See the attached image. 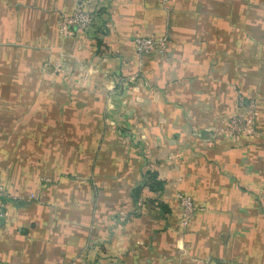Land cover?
I'll use <instances>...</instances> for the list:
<instances>
[{
    "label": "crops",
    "instance_id": "crops-1",
    "mask_svg": "<svg viewBox=\"0 0 264 264\" xmlns=\"http://www.w3.org/2000/svg\"><path fill=\"white\" fill-rule=\"evenodd\" d=\"M0 179V264H264V0H0Z\"/></svg>",
    "mask_w": 264,
    "mask_h": 264
},
{
    "label": "built area",
    "instance_id": "built-area-1",
    "mask_svg": "<svg viewBox=\"0 0 264 264\" xmlns=\"http://www.w3.org/2000/svg\"><path fill=\"white\" fill-rule=\"evenodd\" d=\"M96 17L90 11L85 9H76L73 12H61L59 19L60 32L63 36L70 35L75 30L89 31L95 24ZM135 46L138 54H144L152 50H159L162 54L166 53V38L157 36H137L135 38ZM257 130L254 124V117L246 118L243 115H233L229 117L227 123L215 128L218 136L226 138L237 137L242 134L255 133ZM261 197L264 198V188L261 190ZM19 198L18 195L11 191L0 179V201L14 200ZM180 204L183 206L185 215L191 216L197 206L193 203L188 195H178Z\"/></svg>",
    "mask_w": 264,
    "mask_h": 264
},
{
    "label": "trees",
    "instance_id": "trees-1",
    "mask_svg": "<svg viewBox=\"0 0 264 264\" xmlns=\"http://www.w3.org/2000/svg\"><path fill=\"white\" fill-rule=\"evenodd\" d=\"M77 9H79V8H77ZM81 9H84V8H81ZM150 179L152 180L153 179V181H155L156 179H155V174H153L152 176H150Z\"/></svg>",
    "mask_w": 264,
    "mask_h": 264
}]
</instances>
